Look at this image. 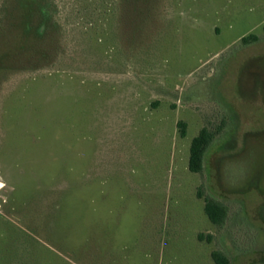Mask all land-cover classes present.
Here are the masks:
<instances>
[{
    "label": "rangeland",
    "instance_id": "rangeland-1",
    "mask_svg": "<svg viewBox=\"0 0 264 264\" xmlns=\"http://www.w3.org/2000/svg\"><path fill=\"white\" fill-rule=\"evenodd\" d=\"M215 250L264 264V0H0V264Z\"/></svg>",
    "mask_w": 264,
    "mask_h": 264
},
{
    "label": "trees",
    "instance_id": "trees-1",
    "mask_svg": "<svg viewBox=\"0 0 264 264\" xmlns=\"http://www.w3.org/2000/svg\"><path fill=\"white\" fill-rule=\"evenodd\" d=\"M251 41H257L254 35L243 37L241 42L243 45L250 44ZM181 136H185V123L178 124ZM213 135L202 128L199 133L191 140L188 158V170L191 173L199 174L202 172L205 164L206 154L211 148ZM204 213L208 220L216 225L222 227L227 219V208L221 202L212 199L204 198ZM202 236H200L201 238ZM210 257L214 264H233L231 259L222 251L215 250L211 252Z\"/></svg>",
    "mask_w": 264,
    "mask_h": 264
}]
</instances>
